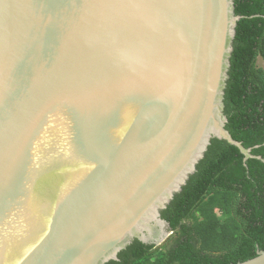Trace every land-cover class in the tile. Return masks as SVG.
<instances>
[{
    "label": "water",
    "instance_id": "1",
    "mask_svg": "<svg viewBox=\"0 0 264 264\" xmlns=\"http://www.w3.org/2000/svg\"><path fill=\"white\" fill-rule=\"evenodd\" d=\"M234 0H0V264H106L225 128ZM234 264H264V250Z\"/></svg>",
    "mask_w": 264,
    "mask_h": 264
},
{
    "label": "trees",
    "instance_id": "2",
    "mask_svg": "<svg viewBox=\"0 0 264 264\" xmlns=\"http://www.w3.org/2000/svg\"><path fill=\"white\" fill-rule=\"evenodd\" d=\"M238 20L224 93L225 128L264 158V0H234ZM161 216L172 234L159 247L134 240L106 264H234L264 250V162L211 139Z\"/></svg>",
    "mask_w": 264,
    "mask_h": 264
},
{
    "label": "flooded vegetation",
    "instance_id": "3",
    "mask_svg": "<svg viewBox=\"0 0 264 264\" xmlns=\"http://www.w3.org/2000/svg\"><path fill=\"white\" fill-rule=\"evenodd\" d=\"M163 243H164V242H163ZM163 243H162V244H163ZM162 244H160V245H162ZM160 245H158V246H153V245H152L151 250H154L155 248L159 247ZM118 260H119V259H118Z\"/></svg>",
    "mask_w": 264,
    "mask_h": 264
},
{
    "label": "rangeland",
    "instance_id": "4",
    "mask_svg": "<svg viewBox=\"0 0 264 264\" xmlns=\"http://www.w3.org/2000/svg\"><path fill=\"white\" fill-rule=\"evenodd\" d=\"M258 63H259L260 65L264 66V63H263L262 60H259Z\"/></svg>",
    "mask_w": 264,
    "mask_h": 264
}]
</instances>
